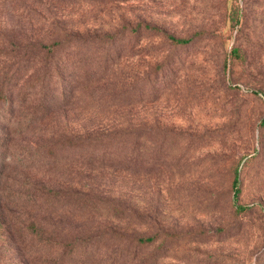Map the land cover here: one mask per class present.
I'll list each match as a JSON object with an SVG mask.
<instances>
[{"label":"rangeland","instance_id":"374dc122","mask_svg":"<svg viewBox=\"0 0 264 264\" xmlns=\"http://www.w3.org/2000/svg\"><path fill=\"white\" fill-rule=\"evenodd\" d=\"M262 117L264 0H0V264H264Z\"/></svg>","mask_w":264,"mask_h":264},{"label":"trees","instance_id":"16d2710c","mask_svg":"<svg viewBox=\"0 0 264 264\" xmlns=\"http://www.w3.org/2000/svg\"><path fill=\"white\" fill-rule=\"evenodd\" d=\"M234 13H235V11H234ZM238 23H239V15L236 12L235 16H234V24L237 25ZM128 32H136V30H130ZM128 32H125V34H128ZM164 36L168 40H170L171 42L176 43V44H182L183 45V44H188L191 41V38H178V37H175L174 35H171V34H167ZM65 41H67V40H65ZM62 43H65V42L64 41L63 42L58 41V42H55L53 44V46H59ZM47 52H48V54L52 52V46L47 47ZM231 55L234 57H240L238 48H231L228 56H231ZM226 65H227V60L225 59L223 62V67L225 68ZM260 124L264 125V117L261 118ZM101 135L103 138H106V139L118 138V139L131 140L132 141V140H134L135 136L137 135V132H136L135 127H133L131 125H126V126H122V127L113 128V129H111L105 133H101ZM231 187H232V192H233L232 197H233L234 201H236L238 194H239V191H240V189H239V175H238V169L237 168L234 170V175H233V179L231 182ZM235 209L238 212H244L247 209H249V206L236 204ZM151 240H152L151 237L142 238V241H146V242H150Z\"/></svg>","mask_w":264,"mask_h":264}]
</instances>
